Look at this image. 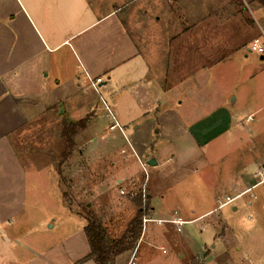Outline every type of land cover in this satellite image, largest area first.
I'll use <instances>...</instances> for the list:
<instances>
[{"label": "rangeland", "instance_id": "obj_1", "mask_svg": "<svg viewBox=\"0 0 264 264\" xmlns=\"http://www.w3.org/2000/svg\"><path fill=\"white\" fill-rule=\"evenodd\" d=\"M102 2L110 8L123 5L119 14L162 81L172 85L195 80L184 107L163 100L160 123L150 130L167 134L164 144H172L174 153H193L185 139L193 133L202 157L188 165L191 172L162 167L152 176V188L142 161L132 157L125 163L142 174L134 186L122 183L120 188L117 173L125 155L118 150L128 147L136 127L123 130L125 140L100 96L91 95L97 121L85 132L70 133L72 142L60 135L63 124L57 121L29 126L24 145L30 150L42 146L48 153H27L17 145L27 163V198L23 212L11 221L6 242L0 239V264H85L84 215L99 221L112 241L122 236L139 204L148 208L143 218H196L182 232L142 219L134 248L139 262L159 257L150 243L167 237L172 264H264V54L250 48L261 36L251 26L260 16L247 0H94L95 7ZM197 105H204L208 115L199 132L183 120L184 113L195 116ZM235 112L236 122L230 124L226 116ZM90 136L98 138L95 153L87 150ZM151 189L153 201L147 197ZM228 198L234 200L227 203ZM153 203L160 214H151Z\"/></svg>", "mask_w": 264, "mask_h": 264}, {"label": "crops", "instance_id": "obj_2", "mask_svg": "<svg viewBox=\"0 0 264 264\" xmlns=\"http://www.w3.org/2000/svg\"><path fill=\"white\" fill-rule=\"evenodd\" d=\"M247 3L249 9L260 16L261 23L257 20L251 26L262 33L264 0H247ZM122 7H105L103 2L95 7L94 0H0V239L5 242L11 234V221L23 212L27 198V163L19 156L17 145L25 146L22 140L25 136L28 138L29 126L49 125L51 120L61 126L89 116L83 132L87 131L98 119L92 94L100 96L104 109L111 114L123 136L125 128L136 127L131 141L124 136L128 147L118 150L125 155L117 173L120 188L122 183L134 186L142 174L135 173L126 164L132 157L142 161L143 174L151 188L152 176L160 174L162 167L179 168L182 173L202 157L201 144L193 133H186L185 138L193 153H174L172 144L170 148L165 145L168 135L160 129L151 134L150 129L159 125L163 116V100H176L184 107L194 91L195 80L191 78L172 85L162 81L158 70L153 71L154 64L145 48L119 14ZM164 72L167 73L166 66ZM97 78L102 82L95 90L91 82ZM234 102L235 99L232 105ZM196 107L195 116L184 113L183 120L187 126H197L199 132L203 130L199 126L205 125L208 115L203 112L204 105ZM237 117L235 112L228 114L226 120L233 124ZM88 140L92 141L88 152L95 153L100 148L98 138L90 136ZM28 146L24 148L27 153H48L42 146L32 150ZM111 149L98 153L113 151ZM150 159H155L157 165H148ZM151 192L152 189L147 197L153 201L155 194ZM163 197L159 198L163 200ZM168 211L163 210L161 214ZM151 214H160L154 203ZM155 219H170V216L157 215ZM166 238L164 242L158 239L155 244L150 243L159 257L139 262L136 249L129 251V255L128 252L119 255L114 264H172ZM84 241L87 249L83 257H86L90 247L85 232ZM85 264L96 263L89 260Z\"/></svg>", "mask_w": 264, "mask_h": 264}, {"label": "trees", "instance_id": "obj_3", "mask_svg": "<svg viewBox=\"0 0 264 264\" xmlns=\"http://www.w3.org/2000/svg\"><path fill=\"white\" fill-rule=\"evenodd\" d=\"M88 119H81L73 123H63L62 136L68 142L69 134L75 135L79 130L85 129ZM68 153L64 155V158ZM147 207L139 204L136 216L129 222L124 233L118 239L108 241L106 232L101 223L92 215L86 214L87 224L84 227V232L90 247V253L83 259L93 260L96 264H114L115 259L125 253L134 251V248L140 239L142 233V219L147 214Z\"/></svg>", "mask_w": 264, "mask_h": 264}, {"label": "built area", "instance_id": "obj_4", "mask_svg": "<svg viewBox=\"0 0 264 264\" xmlns=\"http://www.w3.org/2000/svg\"><path fill=\"white\" fill-rule=\"evenodd\" d=\"M251 50L260 54H264V31H262L261 36H258L256 38H254L251 42V46H250ZM102 82L101 78H97L95 80H92L91 82V86L92 88H94L95 90H98V85ZM251 118H248L247 120H250ZM261 174V173H260ZM262 182L264 183V177H262ZM121 192L123 193V191L121 190ZM234 199H230L228 198V202H232ZM149 221H155L158 224H164V223H168L174 226L175 230L177 232H181L182 227L184 224H186L187 221H185L183 218H181L180 216H173L170 219H148V218H143V223L145 224L146 222Z\"/></svg>", "mask_w": 264, "mask_h": 264}, {"label": "water", "instance_id": "obj_5", "mask_svg": "<svg viewBox=\"0 0 264 264\" xmlns=\"http://www.w3.org/2000/svg\"><path fill=\"white\" fill-rule=\"evenodd\" d=\"M148 165L155 166V165H157V162H156L155 159H150V160L148 161Z\"/></svg>", "mask_w": 264, "mask_h": 264}]
</instances>
